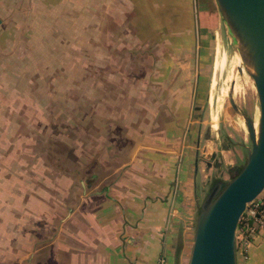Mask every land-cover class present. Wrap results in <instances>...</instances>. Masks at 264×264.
<instances>
[{
    "label": "rangeland",
    "instance_id": "1",
    "mask_svg": "<svg viewBox=\"0 0 264 264\" xmlns=\"http://www.w3.org/2000/svg\"><path fill=\"white\" fill-rule=\"evenodd\" d=\"M193 14L192 41L172 39L181 32L153 29L137 13L124 22L67 13L10 25L0 43V183L44 199L51 222L65 205H121L129 193L162 188L168 208L181 207L174 247L177 264H187L197 205L250 145L230 97L253 121L259 115L214 0H196ZM112 23L122 36H107ZM35 212L37 228L43 215ZM244 256L237 250L238 264Z\"/></svg>",
    "mask_w": 264,
    "mask_h": 264
},
{
    "label": "crops",
    "instance_id": "2",
    "mask_svg": "<svg viewBox=\"0 0 264 264\" xmlns=\"http://www.w3.org/2000/svg\"><path fill=\"white\" fill-rule=\"evenodd\" d=\"M195 1L0 0V43L10 36L12 24L67 13L91 22L132 21L133 16L127 15L137 13L135 20L155 22L150 24L153 29L167 25L172 34L179 30L181 34H173L172 39L181 36V40L192 41ZM117 26L107 24L108 37L122 36L119 31L124 30L115 32ZM157 35L151 32L148 36ZM138 37L147 34L138 33ZM17 187L12 180L0 183V264H175L174 220L181 207L168 208L160 199L162 188L129 193L121 205L109 199L92 204L85 199L69 209L65 205L51 222L48 203L36 199L33 192L22 194ZM181 197L176 194L177 200ZM41 210L42 223L36 228L35 211ZM243 264H264V231L251 238Z\"/></svg>",
    "mask_w": 264,
    "mask_h": 264
},
{
    "label": "water",
    "instance_id": "3",
    "mask_svg": "<svg viewBox=\"0 0 264 264\" xmlns=\"http://www.w3.org/2000/svg\"><path fill=\"white\" fill-rule=\"evenodd\" d=\"M232 50L252 79L259 115L257 126L246 113L243 117L250 145L236 174L212 181L200 204L187 264H238L236 229L248 203L264 190V0H214ZM197 168V163H195Z\"/></svg>",
    "mask_w": 264,
    "mask_h": 264
},
{
    "label": "built area",
    "instance_id": "4",
    "mask_svg": "<svg viewBox=\"0 0 264 264\" xmlns=\"http://www.w3.org/2000/svg\"><path fill=\"white\" fill-rule=\"evenodd\" d=\"M259 231H264V190L247 204L240 217L236 229V250L247 256L249 242Z\"/></svg>",
    "mask_w": 264,
    "mask_h": 264
},
{
    "label": "trees",
    "instance_id": "5",
    "mask_svg": "<svg viewBox=\"0 0 264 264\" xmlns=\"http://www.w3.org/2000/svg\"><path fill=\"white\" fill-rule=\"evenodd\" d=\"M235 170V169H234ZM236 174V171H234V173H233V175L232 176H234ZM231 176V177H232ZM180 246L179 247H177V249H176V251H175V257H176V260H175V264H177V258H178V256H179V252H180Z\"/></svg>",
    "mask_w": 264,
    "mask_h": 264
},
{
    "label": "bare ground",
    "instance_id": "6",
    "mask_svg": "<svg viewBox=\"0 0 264 264\" xmlns=\"http://www.w3.org/2000/svg\"><path fill=\"white\" fill-rule=\"evenodd\" d=\"M255 126H257V121H254ZM245 127V126H244Z\"/></svg>",
    "mask_w": 264,
    "mask_h": 264
}]
</instances>
